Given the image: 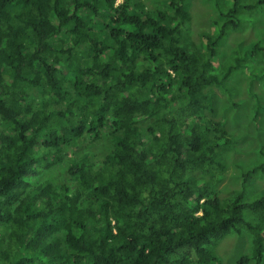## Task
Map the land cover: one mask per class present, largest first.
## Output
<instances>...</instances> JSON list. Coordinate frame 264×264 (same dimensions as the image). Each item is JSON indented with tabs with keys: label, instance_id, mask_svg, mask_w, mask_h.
<instances>
[{
	"label": "trees",
	"instance_id": "obj_1",
	"mask_svg": "<svg viewBox=\"0 0 264 264\" xmlns=\"http://www.w3.org/2000/svg\"><path fill=\"white\" fill-rule=\"evenodd\" d=\"M245 1L220 0L199 46L188 0H0V264H222L214 243L242 231L237 264H261L264 152L212 117L213 87L258 117L233 82L264 48L218 59L264 8Z\"/></svg>",
	"mask_w": 264,
	"mask_h": 264
},
{
	"label": "rangeland",
	"instance_id": "obj_2",
	"mask_svg": "<svg viewBox=\"0 0 264 264\" xmlns=\"http://www.w3.org/2000/svg\"><path fill=\"white\" fill-rule=\"evenodd\" d=\"M151 1L154 8H162L161 5L164 0ZM245 2L248 3L250 0ZM185 4L191 15V21L189 23V26L191 25V40L195 45L198 44L199 46H203L202 35L204 33L210 34L215 32L214 28H210V24L219 14V8H221L220 0H188ZM241 14H243L241 27L237 31L230 32L228 37L226 39L224 38L225 40L221 42L218 47V59L223 65L227 64V62H231V55H233V57L238 55L242 59L246 50L249 49L253 43L264 48V8H258L257 11L254 12L242 11ZM255 33L256 37L252 36ZM191 40L190 42L192 43ZM245 62L253 66V75L248 76L246 74H241L235 82H231H233V85L237 88L239 86H247V84L251 83V91L253 95L257 97V101L251 99L249 95L246 94L242 96V99L244 101L253 100L256 102L257 112L255 117H258L253 120L250 115L251 107L247 109L231 106L232 104H230V100L226 97L227 95L217 87L212 88L214 92V114L212 117L217 121H219L223 115L227 118L226 125L229 129L232 128L234 134L237 136L236 140L238 141L236 142L239 146L243 143H247L246 147L247 150H249L259 144L260 149L264 152V71L262 70V68H264V53L256 58H247ZM249 105L250 104L247 102V106ZM243 114H248L247 120L243 124L237 126L238 122H232V120ZM249 154H251L250 151L247 153V156ZM263 160L264 154L261 156L259 152L255 160V165L257 166ZM225 172L226 178L219 187L220 190L223 191V194L238 188L239 183L230 178L236 174L232 165H227ZM249 183V194H252L255 190H258V187L260 188L264 184L260 179L256 180L254 183L249 181ZM257 193L261 194L259 191ZM247 236L248 235L244 231H242L240 235L231 233L226 235L222 240L214 243V252L221 260L222 264H237V261L242 255L250 254L252 245ZM261 264H264V257Z\"/></svg>",
	"mask_w": 264,
	"mask_h": 264
}]
</instances>
